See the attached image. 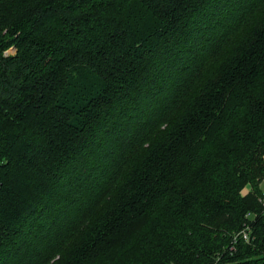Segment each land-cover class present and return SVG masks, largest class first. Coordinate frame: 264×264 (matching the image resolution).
I'll return each instance as SVG.
<instances>
[{
  "label": "trees",
  "instance_id": "16d2710c",
  "mask_svg": "<svg viewBox=\"0 0 264 264\" xmlns=\"http://www.w3.org/2000/svg\"><path fill=\"white\" fill-rule=\"evenodd\" d=\"M263 178L264 0H0V264H264Z\"/></svg>",
  "mask_w": 264,
  "mask_h": 264
},
{
  "label": "built area",
  "instance_id": "2783aa9c",
  "mask_svg": "<svg viewBox=\"0 0 264 264\" xmlns=\"http://www.w3.org/2000/svg\"><path fill=\"white\" fill-rule=\"evenodd\" d=\"M249 229V227L248 226H246L244 229H242L241 230V233H242V235L245 237V239H248V230ZM236 236V235H235ZM235 237L233 238V243L230 245V247L229 248H233L234 247V242H235Z\"/></svg>",
  "mask_w": 264,
  "mask_h": 264
},
{
  "label": "rangeland",
  "instance_id": "374dc122",
  "mask_svg": "<svg viewBox=\"0 0 264 264\" xmlns=\"http://www.w3.org/2000/svg\"><path fill=\"white\" fill-rule=\"evenodd\" d=\"M13 50H14L13 48L8 49V51H13ZM260 188H261L262 192H264V178L260 182ZM247 190H248V187H245L243 189V192H246Z\"/></svg>",
  "mask_w": 264,
  "mask_h": 264
}]
</instances>
